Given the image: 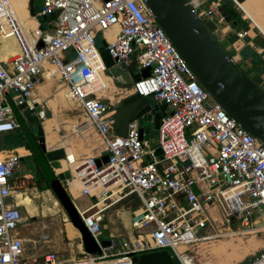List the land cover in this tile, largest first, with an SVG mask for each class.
Returning <instances> with one entry per match:
<instances>
[{
    "label": "built area",
    "instance_id": "1",
    "mask_svg": "<svg viewBox=\"0 0 264 264\" xmlns=\"http://www.w3.org/2000/svg\"><path fill=\"white\" fill-rule=\"evenodd\" d=\"M186 2L198 18L213 25V32L227 25L221 6L234 4ZM37 9L29 16L37 34L25 42L12 19L10 1L0 0V45L13 38L17 49L0 59V142L3 134L19 128L3 97L9 94L16 107L23 104L41 127L46 106L34 100L33 92L41 82L57 81L62 99L82 113L83 123L71 126V132L90 130L98 152L77 158L63 148L54 174L68 171L64 186L76 182L78 197L90 200L85 209H74L101 254L91 257L80 251L73 260H60L46 252L38 260L27 253V244L49 240L47 227L41 223L33 241L19 233L33 219L21 223L18 211L23 208L19 199L33 181L20 171L16 152L0 150V264H132V257L159 250L177 264H204L195 258L201 243L264 232V222L252 217L255 212L264 216V148L195 82L141 0H40ZM42 17H52L44 31L38 24ZM234 36V63L243 47L264 61V51L246 40L247 31ZM96 38L113 65L125 67L133 59L135 71L148 69V76L117 88L105 74ZM39 41L42 46L36 49ZM105 93L112 99L138 95L165 108L153 147L140 139L136 121L128 123L124 138L113 135L110 116L117 101L112 103ZM155 148L160 157L154 155ZM103 155L106 162L96 166ZM117 203L127 212V223H120L124 234L117 235L122 251L107 256L114 234L99 240L103 210ZM251 256L236 264H264V246Z\"/></svg>",
    "mask_w": 264,
    "mask_h": 264
},
{
    "label": "water",
    "instance_id": "2",
    "mask_svg": "<svg viewBox=\"0 0 264 264\" xmlns=\"http://www.w3.org/2000/svg\"><path fill=\"white\" fill-rule=\"evenodd\" d=\"M151 13L156 26L164 33L171 45L176 50L180 59L186 65L190 74L207 96L224 111L245 133L251 136L264 148V84H256L245 72L232 61L227 52L213 35L214 27L210 22H203L189 7L186 0H141ZM237 5L244 0H233ZM40 0H28L27 11L33 16V10L39 7ZM223 4L220 16L226 24L234 22L224 11ZM29 14V16H30ZM45 17L38 20L43 23ZM42 31V27L39 26ZM42 46L39 41L36 49ZM105 74L120 86H129L140 78L148 76V69L135 71L132 61L125 67L113 65L104 43L100 41L96 47ZM23 120L29 127H33L37 140L35 141L54 172L59 170L58 161L63 158L60 149L46 151L43 144V131L37 124L33 115L24 109V105L17 107ZM165 108L150 102L149 99L138 95H129L123 98L115 106L110 116L112 120L111 131L114 136L124 138L128 123L136 121L140 139L149 140L152 146L156 143L159 120L164 115ZM49 115L46 114V117ZM33 142L31 134H27ZM28 142V141H27ZM29 144L30 160L36 164L33 158V148ZM154 155L160 157L157 148ZM106 155L95 160L96 166L105 163ZM22 162V159H20ZM55 175V174H54ZM49 182V187L57 203L66 210L69 203L74 209L70 199L63 189L64 181L69 180L68 171L56 175ZM62 181L63 183L60 184ZM75 211V209H74ZM67 215V210L65 211ZM76 212V211H75ZM77 225V226H75ZM77 230L79 223L72 225ZM87 233L84 227H82ZM79 232V231H78ZM81 232V231H80ZM81 234V233H80ZM88 234V233H87ZM89 235V234H88ZM82 236V235H81ZM132 264H174L167 251H155L132 257Z\"/></svg>",
    "mask_w": 264,
    "mask_h": 264
},
{
    "label": "rangeland",
    "instance_id": "3",
    "mask_svg": "<svg viewBox=\"0 0 264 264\" xmlns=\"http://www.w3.org/2000/svg\"><path fill=\"white\" fill-rule=\"evenodd\" d=\"M224 5H230L232 8H234L229 2L225 3ZM236 13L238 14L237 15L238 17H244L243 14L239 10H236ZM229 24H231V23H229ZM100 41L101 40L99 38H96L94 40L96 47L99 46ZM254 44L256 47L263 48V41L260 39H256L254 41ZM222 46H223L222 48L227 52V54L229 53V55H230L231 52L228 51V48L224 45V43H222ZM246 54H247L246 51L242 52L243 56ZM257 60H258V58L254 57L251 59V63L252 62L255 63ZM237 65L245 72V74H247V76H249L252 79L253 82H255L256 84H260V82L258 81L256 76L252 75V72H254L256 70L255 67H253V69L251 71V70L245 69L242 66L243 64L241 65V63L237 64ZM54 86H59V83L57 81H55ZM118 96H120V95H117L116 99L118 98ZM6 100H7V103L11 109V112H12L15 120L18 122L20 129L17 132L14 131V132L3 134L2 136L4 137V139H3L2 144L0 143V149H3V148L8 149L10 147H13L16 144H18V145L23 144V146L26 147V149L28 151H30L29 150L30 149L29 144H28V143H30V146L33 148V158L35 159V162H36L35 166L38 170V173L33 174V176H34L35 181L36 180H42V183L40 185L41 186L40 188L38 186H35V190L33 189V190L28 191L26 195L32 200V202L34 203L35 206L40 207L44 201L45 195L43 196V193L48 192L50 199L55 201L56 205L58 206V211L56 212L55 215H46L45 217L41 216V217H36V218L34 217L32 220H30V223L24 229H22V233H23L22 235L26 239L33 241L36 239L37 229L40 228V225L42 222L47 227L45 229V233L47 235H49V241L46 243H38V245H36L34 247H32L31 243L27 244V253L35 255L39 259L40 256L46 252H50V251L55 252L51 248V246L58 244V243H64L65 242L62 238L63 234L61 233V229H62L61 225L64 224L63 222H66V219H67V221L69 223H71L72 225L77 224V223H79L81 225V227L79 226L80 230H78V231H79V233H81L82 236H81V239H77V240L73 241V247L71 249L67 247L65 252L62 251L60 253L61 259H70V258L75 259V258H77L79 256V254L77 255V252H76L77 251L76 250V244L77 243L81 244V251L83 253H85L91 257H95V256L100 255L101 254L100 247L98 245H96L95 242L92 240V238L84 231V229L82 228L83 226H82L81 220L78 217V215L76 214V212L74 211V209H72V206L69 203L66 204V206H65V208L67 210V215H66V212H65L66 210H64L57 203L54 196L50 192L51 190H47V191L42 190L47 186L49 187L50 186L49 182L54 180V179L57 180V177H56V175H54L53 171L51 170V167L48 164L47 160L43 157V154L39 150V147L36 144V142L34 140L32 142L31 139L28 138V136H27L28 133H32L33 127H29L25 123V121L23 120V118H22L20 112L18 111L17 107L13 105L9 94L6 96ZM117 105H118V103H117ZM70 106H68L67 104L60 103V110H59L60 111L59 112L60 117H59V119H60V122H61L60 124L62 125V128L58 129L59 137L68 138L69 141L71 140L70 144L71 145L75 144L78 149H81L80 145L82 144V141H84V140H87V143L90 144L91 146L95 145V144L98 145V142H97L94 134L90 130H85L86 133L82 136V138H80V136L78 137L75 135H71L69 127L72 124H75L77 122H79V124L80 123L82 124L83 122H82V113L79 111V109L76 108L75 106H72V107H70ZM114 108L115 107H113V109ZM13 142H15V143H13ZM149 144L152 145L151 143H149ZM80 152L84 153V154H88L87 151L81 150ZM24 162L28 163L26 160H24ZM27 165H29V164H27ZM58 182H61L60 184L63 183L62 181H58ZM62 185H64V184H62ZM49 189H50V187H49ZM89 203H90V200H88V198H86V197L75 201V204L81 208L89 205ZM18 211L21 213V216L23 217V220L21 223L24 224L27 221V220H25L26 219L25 217L27 215L24 213V210L22 208H19ZM63 216H65V218H63ZM252 217L259 222H264V216L260 217L258 215V213H256V212L252 214ZM102 224H105L106 228H105V230H102L101 236L99 237L100 238L99 240L101 242L106 240L109 233L114 234V239H112V245L113 246L110 250H106L105 254L107 256L113 255V254L117 255L118 253H120L122 251L121 238L118 237L117 235L118 234H124L121 230L120 223L115 218V223H102ZM75 226H77V225H75ZM68 235H69V233H68V228H67V236ZM251 237H253V239ZM250 239L252 241L254 240V242H255L254 245L256 246V249L254 248L255 246L253 244H251L252 242H250ZM262 246H264V232L250 233V234L242 235V236H231V237L226 238V239H220V240L208 241L205 243H201L198 246L199 250L197 249L198 253L196 251L195 258L200 263L206 264L207 262H209L210 264H213L212 262H214L216 260V258L214 256L218 255V252H221L223 249H225L227 253L223 252V253H221V255H218V257L223 258V260L226 262V264H236L240 261H246L248 259H251L252 258L251 255L253 253H256V251H258ZM233 247L234 248L237 247L238 249L240 248L243 252L238 254L237 257L235 256V257L228 260L227 257L229 256V252L231 251V249ZM159 251H163V250H159ZM58 259H59V257H58Z\"/></svg>",
    "mask_w": 264,
    "mask_h": 264
},
{
    "label": "crops",
    "instance_id": "4",
    "mask_svg": "<svg viewBox=\"0 0 264 264\" xmlns=\"http://www.w3.org/2000/svg\"><path fill=\"white\" fill-rule=\"evenodd\" d=\"M238 5H239V9H238V6L235 4H233L232 6L234 7L233 9L235 10V12H236V10H239L241 13L243 12L244 17H238V18H240L243 22L246 23L247 27H246L245 31H247V36H248L246 38V40L247 41L250 40L255 49H262L264 51V0H246V1H244ZM249 20L251 21L252 25H251ZM239 30H242V29H239L232 24H227L225 26H219L216 29V31L213 32L214 37L217 39V41L220 43V45L222 46V43H224V45L228 48V51L231 52L230 55L228 53L229 57L234 55V53L231 49V44L234 41L235 32H237ZM27 34H28V36H30V33L28 31H27ZM256 39H260L263 41V48L255 46L254 41ZM1 45H2V42H1ZM3 45H4V43H3ZM9 45H12V44H7V45L5 44L2 48H0V51L2 50L0 52V56H3V57H1L2 59H4V56L8 53H10V54L16 53V47L14 45L12 47ZM245 49H250V48H248V47L241 48L239 50V53H238L239 54V56H238L239 61L237 59H234L235 63L236 64L241 63V65L243 64L242 66L245 69L251 70V71H252L253 67H255L256 70L254 72H252V75L256 76V78L258 79L260 84H264V61L261 60L260 57L254 51L253 52L255 53V56H253L252 58H254V57L258 58V60L255 63L254 62L251 63V60L248 58L242 59L241 58V52L244 51ZM54 82H55L54 80H50L48 82H41L36 87V89L34 90L33 98L36 102H38L40 104L44 103L46 106L45 116H46V114H48L49 116L45 118L44 122L46 123V122L54 120L58 126V129L59 128L61 129L62 125L60 124L61 122L59 119V117H60L59 116L60 104H59V100H58L59 96L61 95V92H58V86H54ZM106 82L109 83L110 81L107 79ZM117 88H120V87H117ZM117 88L114 87L115 92L118 91ZM6 96L7 95H5L3 98H4V102L8 105L7 100H6ZM116 96L113 100H114V102L117 101V103H119L123 98H125L129 95H125L122 97L118 96L117 99H116ZM65 104L70 106L66 102H65ZM8 107H9V105H8ZM70 107H72V106H70ZM45 123L42 124V126H41L43 132H44ZM77 124H79V122L72 124L71 126L77 125ZM71 126L69 127L70 132H71ZM19 129H20V127L16 130V132ZM58 133H59V131L57 130L56 134H57L58 138L57 137L56 138L59 140V142H57L55 145H53L51 147L47 145L46 136H45V133H43V144H44V148L46 151H52V150H57V149L63 150V148H64L65 149L64 151H66L68 153H73L77 158L86 157V156H96V154L98 152V145L97 144L91 146L90 144L87 143V140H84V141H82V144L80 145L81 149H78L75 144H73V145L70 144V141L68 138L59 137ZM71 135H75V136L79 137L78 133H72L71 132ZM82 136H80V138H82ZM3 139H4V137L2 136L1 142H0L1 144L3 142ZM64 139H65V142H62V140H64ZM13 143H15V142H13ZM0 150L13 151L19 155V157H20L19 158V169H20V171H22L23 173L29 174L32 177V181H33L32 186L30 188H28L25 191V193L27 194L28 191L33 190V189L35 190L36 184H35L34 176H33L32 172H29L26 170L25 162H24V160L30 159V151H28L26 149V147L23 146V144H19V145L16 144L13 147H10L8 149L3 148ZM81 150L87 151L88 154L81 153L80 152ZM20 159H22V162H20ZM63 189H64L65 193L67 194L68 198L70 199L73 207H76L77 209L82 210L88 206L87 205V206L81 208L75 204V201H77L81 198H84V197H80V196L78 197L77 190L73 189L72 190L74 193L73 194L69 189V185H66V186L63 185ZM44 191H47V190H44ZM26 194L21 195L19 200H20V204L25 206L27 214L31 218H34V217L36 218V217H41V216L45 217L46 215H55L56 212L58 211V206L56 204L51 203V199L47 195H45V196L43 195L44 201L40 207H37L34 205L32 200ZM18 198H19V195H18ZM119 208H120V206L118 205L117 207H114L113 209L104 212L102 223H115V218L119 221V223H127V212H126V210H124L122 207H121V210ZM25 218H26L25 220H27L28 217L26 216ZM63 218H65V216H63ZM22 220H23V217H22ZM255 221H257V220H255ZM28 223H30V220L28 221ZM63 223L64 224L61 225V228H62L61 233L63 234L62 238L65 242L64 243H58L55 245L52 244L53 246H51V248L56 252V253L55 252H53V253H55L57 255V257H59L60 260H73L74 258L61 259L60 253L62 251L65 252L67 247L71 249L73 247V241L77 240V239H81V234L78 232V230L76 228H74L72 226L71 223H69L67 221V219H66V222H63ZM66 227L68 228V233H69L68 236H67V228ZM105 228H106V226H105V224H103L102 230H105ZM48 238H49V235H48ZM76 250H77L76 252L78 255L79 252L81 251V244L80 243L76 244ZM238 251L236 252V254H234L235 252H233L231 250L229 252L230 255L227 257L228 260L230 257L231 258L235 257L238 254L243 252V251H240L239 249H238ZM224 253H226L225 250H224ZM219 255H221V253H219ZM38 260H40V258Z\"/></svg>",
    "mask_w": 264,
    "mask_h": 264
},
{
    "label": "bare ground",
    "instance_id": "5",
    "mask_svg": "<svg viewBox=\"0 0 264 264\" xmlns=\"http://www.w3.org/2000/svg\"><path fill=\"white\" fill-rule=\"evenodd\" d=\"M10 1V4H11V16H12V19L13 21L15 22V25L18 29V33H19V36L21 37L22 40H24L25 42H29L30 38L35 36L37 33L35 32V26H36V23L34 22V20L28 16V12L26 10V0H9ZM246 1V0H244ZM242 1V2H244ZM241 2V3H242ZM240 4V3H238ZM237 4L238 6V9H239V5ZM243 14V12H242ZM250 21V20H249ZM251 23V21H250ZM252 25V23H251ZM27 31L30 33V36H28L27 34ZM2 42V45H0V48H2L5 44H12V45H9V46H15L16 47V44H15V40L13 38H7V39H3L1 40ZM4 43V45H3ZM6 49V48H5ZM2 51V50H1ZM0 51V52H1ZM16 52H17V49H16ZM1 57L3 56H0V59H2ZM3 60V59H2ZM99 80L101 81H107L106 78H104L102 75H99ZM110 83V82H109ZM107 98L110 99V101L112 103H115L114 100L112 99L111 95L109 93H105L104 94ZM45 123V122H44ZM43 123V124H44ZM58 130V126L57 124L55 123V121H49V122H46L45 125H44V133H45V136H46V143L48 146H53L55 145L57 142H59V140L57 139V134H56V131ZM86 133L85 130H82V131H79L78 132V135L79 136H82ZM57 137V138H56ZM67 140V139H66ZM68 141V140H67ZM71 141V140H70ZM62 142H65V139L62 140ZM61 165V168L62 170L65 169V165L61 162L60 163ZM69 189L70 191L73 193V189L74 190H77L79 189L78 185L76 182H69ZM74 194V193H73ZM43 195H47L49 198V194L48 192H45L43 193ZM51 203L53 204H56L55 201L51 200ZM19 204H20V200H19ZM21 205V204H20ZM119 204H115V205H112L111 207L109 208H106L105 210L103 211H108V210H111L113 209L114 207H117ZM23 207V210H24V213L27 215V217H30L28 214H27V211L25 209V206L24 205H21ZM253 239V237H251ZM249 240V239H248ZM219 242V241H218ZM250 242H252L251 244L254 245V240L252 241L250 239ZM223 245V244H222ZM252 245V246H253ZM255 246V245H254ZM223 247V246H222ZM242 247V246H241ZM256 249V246L254 247ZM199 250V249H198ZM225 249H223L221 252H218V255L219 253H223ZM233 252H235L234 254H236V252L238 251V248H232L231 249ZM240 251H242L240 248H239ZM201 252V251H200ZM226 252V250H225ZM239 252V251H238ZM198 253V251H197ZM227 253V252H226ZM210 254V253H209ZM214 255V254H213ZM218 255H215L214 257L216 258V260L214 262H212L213 264H226L225 261H223V258L221 259L220 257H218ZM230 255V254H229ZM206 257V256H205ZM237 257V256H236ZM231 258V257H230ZM229 258V259H230ZM233 258V257H232ZM243 258V257H242ZM236 260V259H235ZM206 264H210L209 262H207Z\"/></svg>",
    "mask_w": 264,
    "mask_h": 264
},
{
    "label": "trees",
    "instance_id": "6",
    "mask_svg": "<svg viewBox=\"0 0 264 264\" xmlns=\"http://www.w3.org/2000/svg\"><path fill=\"white\" fill-rule=\"evenodd\" d=\"M230 4L233 5L232 3H230ZM37 10H38V9H34V10H33V14H34ZM224 11L227 13V15H229V17L231 18V20L235 21V22H234V26H235V27H237V28H239V29H242V30H246V27H247V26H246V23L243 22L241 19L238 18L237 13L235 12V10H234L230 5H226V6L224 7ZM29 14H30V12H29ZM30 16L32 17L31 14H30ZM38 20H40V19H38ZM51 20H52V17H46L45 20H44V22H43V23H40L39 26L42 27V30H43V31L46 30L47 23L50 22ZM244 51H246L247 54L243 56V55H242V52H244ZM244 51L241 52V58H242V59H246V58H248V59L251 60L252 57L255 56V53H254L252 50H250V49H245ZM115 86H117V87H122V86L117 85V84H115ZM58 100H59V104H60V103L65 104V102H64V100L62 99L61 95L59 96V99H58ZM41 183H42V180H36V181H35L36 186H38L39 188L41 187V186H40ZM42 190H50V189H49V187L47 186V187H45V188L42 189ZM50 192H51V191H50ZM51 194L53 195L52 192H51ZM54 198H55V197H54ZM55 200H56V198H55ZM172 260H173L174 264H177L176 261H175L174 259H172Z\"/></svg>",
    "mask_w": 264,
    "mask_h": 264
},
{
    "label": "flooded vegetation",
    "instance_id": "7",
    "mask_svg": "<svg viewBox=\"0 0 264 264\" xmlns=\"http://www.w3.org/2000/svg\"><path fill=\"white\" fill-rule=\"evenodd\" d=\"M231 21H232V22H235V21H233V20H231ZM18 126H19V125H18ZM30 134H31V138L34 139V141H36L37 138H36V136H35V131L33 130L32 133H30ZM26 161L28 162V163H25L26 170L29 171V172H32V174L38 173V170H37V168H36L34 162H31L30 159H26ZM27 164H29V165H27ZM19 233H20L21 235L23 234V233H22V229L19 230ZM22 236H23V235H22Z\"/></svg>",
    "mask_w": 264,
    "mask_h": 264
}]
</instances>
